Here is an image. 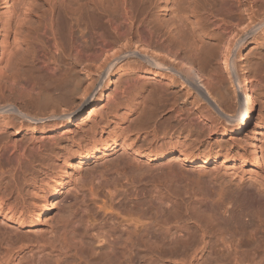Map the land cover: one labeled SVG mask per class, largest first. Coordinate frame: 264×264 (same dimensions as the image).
<instances>
[{
    "label": "bare ground",
    "instance_id": "bare-ground-1",
    "mask_svg": "<svg viewBox=\"0 0 264 264\" xmlns=\"http://www.w3.org/2000/svg\"><path fill=\"white\" fill-rule=\"evenodd\" d=\"M156 4L160 6L158 14L153 13ZM0 5L4 9L0 13V158L13 164V169L10 167V170L14 172L11 187L5 189V193L0 192V217L4 220L19 226L26 223L34 226L41 224L56 197L67 186L75 165L79 166L106 155L115 147H125L134 142L129 138L131 142L128 145V141L124 140L119 143L120 140L113 136L118 124L139 107V102L144 103L146 96L145 99L140 96L149 86L152 114L161 107L164 110L168 108L177 124L184 126L183 128L192 130L193 127H199L209 137L213 134L227 136L234 147L241 146L240 151L236 150L238 160L224 156L220 159V165L235 161L239 164L238 168L264 165V145L261 143L264 139V120L256 118L252 135L247 136L249 126L255 121L256 109L250 76L254 73L253 67L260 66L258 56L264 48V34H259L264 28V0H0ZM174 5L177 6V11L174 10L177 15L172 17L175 12L171 14L168 10ZM246 12L248 16H245ZM169 15L170 19L166 20ZM246 20L249 21L244 26ZM218 31L222 36L211 43L216 52L210 55H215L222 61L227 74L210 66L208 56H203L200 51V45L207 41L206 38L216 36ZM235 31H238L237 36L232 38ZM242 31H245V35L238 36ZM248 37L256 40L258 47L238 63V50ZM94 68L96 72H93ZM115 72L118 77L113 81L114 88L104 97L102 89L104 86L106 89L109 87L111 76ZM97 92L100 97L96 107L86 110L84 101L66 108L75 96L81 94L90 101ZM109 100L113 104L111 111L107 110L105 102ZM31 102L33 105L36 103L37 107L30 108ZM125 103L131 105L125 106L122 116L119 109ZM78 113L83 114L84 122L91 121L88 132L96 134L93 137L91 135V141L83 148L66 151L61 167L63 173L49 180L44 179L46 184L41 190L45 193L42 196L38 195L39 186L25 190L23 183L27 168L23 170V165L26 163L30 167L34 161L31 156L43 155L45 145L40 141L28 148L20 147L11 139L12 132L8 127H26L65 134L71 132L70 126ZM97 115H101L100 120ZM171 118L172 116L166 119ZM159 123L157 121L155 125ZM103 130L108 132L106 138L103 137ZM128 132H131L129 128ZM44 137L49 142L53 141L51 134H42V137L38 136L36 139ZM131 149L135 155L144 156L147 160L180 152L176 155L177 160L184 164L207 166L219 161L218 155L199 157L190 153V150L181 151L175 147L151 152H143L140 150L142 148L136 147ZM245 191L243 194L239 192L241 196L238 199L239 204L251 206L252 210L248 213L240 212L239 215L232 210L228 212V199L227 203L225 199L223 201L227 204L223 211V206L214 204L219 208L218 212L222 211L220 213L225 221L222 226L219 222L218 228L214 229L219 234L218 248L211 244L212 226L209 223V219L215 214L200 211L199 207V212L196 211L195 215L189 217V223L193 221L192 227H188L187 223L186 227L179 225L181 220L180 223L175 221L174 224L179 223L178 225L171 226L169 230L174 239L170 240V244L175 245L166 253L156 250L157 246L154 245L156 247L151 249L152 255L142 254L144 247L142 239L135 235L137 228L125 238L109 234L107 240L102 231L88 234L91 226L89 228L90 224L87 223L86 226L89 225L85 234L79 238V242L87 249L79 247V244L73 246L67 241L68 238L62 245H49L51 248L44 257L39 258L38 255L35 258L33 253L35 259L30 264H165L167 261L177 264H264V182L259 181L258 188H246ZM102 201L106 202L104 199ZM108 204L111 205L112 202ZM244 205L243 208L246 207ZM104 206H99L98 209L102 210ZM108 209L104 207V212ZM249 214L251 218L246 222L244 216ZM254 218H258L257 223L252 222ZM135 219L129 222L135 226L144 222V218L139 222ZM2 228L0 264H15V251L29 246L32 239L27 238V234L17 230L18 228ZM65 232L68 236L71 231L65 229ZM102 242H107L99 247L107 248L105 254L98 253L96 247ZM87 251L91 258L85 255ZM148 256H151V261L147 259Z\"/></svg>",
    "mask_w": 264,
    "mask_h": 264
},
{
    "label": "rangeland",
    "instance_id": "rangeland-1",
    "mask_svg": "<svg viewBox=\"0 0 264 264\" xmlns=\"http://www.w3.org/2000/svg\"><path fill=\"white\" fill-rule=\"evenodd\" d=\"M176 5L171 6V8L168 10L169 12L171 11V14L174 10L177 11ZM3 10L4 9L1 8L0 5V13ZM158 12H160V6L156 4L153 7V13L158 14ZM174 15H177V12L173 13L172 17H174ZM245 16H248L247 12L245 13ZM169 17L170 15L167 16L166 20L170 19ZM248 21L246 20L244 26L247 25ZM243 32L245 31L239 32L238 36H242ZM237 33L238 31H235L231 37L233 38L234 36H237ZM259 34H264V28L259 31ZM221 36V32L218 31L216 32V36H213L214 38H206L207 41H205L204 44L200 45V51L203 56H208L207 59L209 60V64L211 62L210 66L212 65L214 68L227 74V71L225 70V67L222 64V61H220L217 56L210 55L216 52L215 48L212 46L211 43L217 41L219 38H221ZM244 41V44L238 50V63H240L243 57H249L248 53L258 47V42L250 37L246 38ZM258 59L259 61H261L260 66L253 67L254 73L250 76L252 79L251 90L254 97V107L256 109L255 121H253V123H251V125L249 126L247 136L252 135L254 126L256 124V118L260 117L261 120H264V48L262 53L258 56ZM93 72H96L95 68ZM117 77L118 74L115 72L111 76L109 87L106 89V87L104 86V88L102 89L104 97H106V95L111 92L114 88L113 81ZM262 80L263 83H261ZM150 88L151 86H149L147 90L144 91V93L140 96L143 98L144 96H146V99L144 98L145 101L143 98H141L144 103L143 101V104L139 102V107L131 115L125 118L121 124H118L119 127L115 130V135H112L113 138H117L118 141L120 140L119 143L121 141L123 142V140L128 141L127 145L129 141L131 142L132 140L134 141L131 142L132 147H136L139 149L142 148L140 150L143 152L165 150L169 149L170 147H175L177 150L179 149L181 151L190 150V153L199 157L209 154L218 155L219 161H215L207 166H199L197 163L184 164L177 160L176 155H179L180 152H176V154H168L156 160H147L144 156H140L139 154L135 155L133 150L131 149V144L129 143L128 146H130L131 148H128V146H125V148L120 145L119 147H115L113 150H111L104 156L91 159L88 162L80 164L81 166L75 165L74 170H72L70 173V180L67 186L56 197L54 204L51 206L50 211L43 218L41 224L34 226L31 223H26L22 226H19V224L17 223H12L0 217V228L3 227L2 230L18 228L17 230H20L22 233L27 234V238L29 237L30 240L32 239V241H30L32 243L28 244L29 246L25 247L22 250L18 249L17 251H15V264H30V262L35 258H41L42 256L44 257L46 252L51 248H49V245H62L68 238L70 240L68 239L67 241L69 243L71 242L73 246H75V244H79V247L86 248V246L82 242H79V238H81V236L85 234V230L89 224L90 225L88 227L90 228L91 226V230L88 232V234L92 233L93 231V233H98L102 231L106 235L107 240L109 239V234L118 235L125 238L128 236L129 232L137 228V231L135 230L137 234L135 235L139 239H142L141 244L142 247H144V252L142 254L152 255L151 249H155L153 247L156 246L158 247H156V250L159 249L158 251L166 253L170 250V247L175 245L170 244V240L174 239V237L170 234L169 230L171 229V226L178 225L180 223L179 221L181 220L182 223H180L179 225L184 226L187 223L188 227L190 225V227H192L193 221L191 220V222L189 223V217L199 212V209L200 211L205 210L208 214L217 215L216 217L215 215H213L212 218L209 219V223L212 226L211 242L213 243L211 244L212 246H216V248H218V245H220L218 239L219 234L216 233V230L214 229L218 228L219 222L220 226L225 224V221H223V215L220 212H222L223 209H226V200L228 199V202H231L230 204L228 203V212L233 211V213H237L240 215V212L245 213L246 211V213H248L249 210H252L251 206L247 203H245L247 205H244V203L239 204L238 198L240 193L243 194L247 191H245L246 188H258V182H264V165L260 167H252L250 165H246L244 167L238 168L239 164L236 161L227 162L223 165H220V159L224 156L234 157L238 160L239 156L236 153L239 149L241 150V146L234 147L231 140L227 136L222 137L218 136L217 134H213L211 137H209L206 133H203L199 127H193L192 130L188 128H183L184 126L177 124V120L173 118V115L171 114V112L168 111V108H165L164 110V107H161L157 110L158 112L155 111L152 114ZM149 89L150 91H148ZM98 97H100V93L97 92V94H95V96L90 101H88L87 97L81 96V94H79L74 97L75 99L73 100V102L67 104L66 108L74 107L77 105V103L80 104L84 101H86V110L89 107H96L97 102L99 101ZM137 100H135V102ZM105 102H107V110H113L112 101L109 100ZM130 103L134 102L130 101ZM130 103H125V105H123L122 108L119 109L120 115L123 116L125 106H130ZM29 107H37V104L35 103V105H33V103L31 102L29 104ZM82 115L83 114L78 113L75 116L72 125L70 126V128H72L71 132L65 134H60L56 131L47 132L46 130L42 131L40 129L33 130L31 128L26 127H21L18 129L14 127H8L10 132H12L11 139H14L20 147L28 148L29 146H32L35 143H39L40 141H43L42 143H44L45 145V149L43 148L42 150L43 155L39 156L40 154H36L34 157L31 156V160L34 161L30 164V167H28V164L26 163L23 165V167H25L23 168V170H26L27 168V174L25 175L26 180L23 183V187L25 190H27L28 188H32V186H39L40 188L38 187V195L40 194L42 196L43 193H45V191L41 190L43 189L41 187H44L46 184L44 182V179L49 180L51 177L63 173L61 167L64 162V155L66 151L83 148L89 143L88 141H91L89 139H91L93 137V134L96 133L88 132V129H90L91 126V121L86 120V122H84L82 120ZM110 116L111 114H109L108 116L109 121L111 119ZM170 116H172V118L167 120ZM96 117L98 120L101 119V115L100 117L99 115H97ZM104 118H106V116ZM66 121L67 120H65L64 122V127L66 126ZM81 121H83V123ZM157 121H159L160 123L156 126L155 124ZM122 124L124 127H122ZM113 127L114 126L112 125L111 128ZM127 127L130 129L131 132H128ZM121 128L123 129V132ZM105 130L108 131L109 129ZM105 130H103L102 133L104 138L108 136V132ZM119 131L122 136H119ZM98 132H100L99 128ZM42 134L43 136L51 134V136L53 137V141L49 142L46 137L42 138L41 140H37L36 137H42ZM125 136L127 138H122ZM8 139H10V137H8ZM238 139L240 138L238 137ZM180 141H183L184 143ZM261 143L264 145V139ZM2 159L4 160V158H0V169H2L0 170V192L5 193V191L11 187L12 181L14 182V177L12 174L13 170H10V167L11 169H13V164H8L6 160L3 161ZM75 163L78 164V162ZM8 169L10 170V173ZM255 170L259 172L257 173ZM241 175H243L242 178ZM7 182L8 184H10L8 185ZM239 184L243 187H240ZM240 190L244 191L241 192ZM221 191H223L224 193ZM219 193L221 194L219 195ZM220 197L222 198L219 199ZM103 199L107 203L103 202ZM224 199L226 202H224L226 206L223 203ZM231 199L234 202H232ZM211 201L213 204L211 203ZM109 202H112V204L109 205ZM100 203L106 204H104V206ZM107 204L109 206H107ZM214 204L220 207L223 206L221 207L222 211L218 212L219 208L216 207ZM235 204L236 206L239 205V207H236ZM98 205L104 206L105 209H108L109 207L112 209L109 208L110 210L108 209L104 212V207L101 210L98 209ZM243 205L246 207L243 208ZM231 207L232 209H230ZM173 213L175 214V216ZM202 214L205 215L204 213ZM141 218H144V222ZM250 218V214L244 216L246 222L249 221L248 219ZM134 219L137 222L142 221V223L139 222L140 224H137V226L132 225L133 223L129 221H134ZM168 220L170 222H168ZM72 221L77 222H73V224ZM175 221L179 223L174 224ZM156 222L159 223L157 226ZM252 222L257 223L258 218H254ZM87 223L89 224L86 226ZM166 223L170 224L167 226ZM164 224H166V226L161 227ZM138 225H140L142 228ZM4 226L7 228L5 229ZM144 226L148 227L145 228ZM64 228L66 230L69 229L71 231L68 236ZM153 230L155 232H153ZM174 230L175 229L173 228V231ZM74 235L76 236L74 237ZM135 235L134 237L137 238ZM169 235H171V237H169ZM216 236L217 238H215ZM153 241L154 243H152ZM148 242L151 243L153 246H151V244H149ZM106 243L107 242H102V244L96 245L99 250H97L98 253L101 252V254H105L108 251L106 247L102 249L99 248L100 246H103ZM34 246L36 247L34 248ZM40 246L42 247L41 249ZM37 247H39V250ZM32 250H35L37 254ZM30 251H32V253ZM33 253L36 255L35 258ZM88 253L89 252L87 251L85 255L87 256V258H91L90 254ZM147 259L151 261V256H148ZM143 264L147 263L145 262ZM165 264L177 263L167 261Z\"/></svg>",
    "mask_w": 264,
    "mask_h": 264
}]
</instances>
